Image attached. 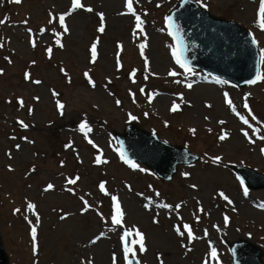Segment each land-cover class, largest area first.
Instances as JSON below:
<instances>
[{
	"label": "rangeland",
	"instance_id": "rangeland-1",
	"mask_svg": "<svg viewBox=\"0 0 264 264\" xmlns=\"http://www.w3.org/2000/svg\"><path fill=\"white\" fill-rule=\"evenodd\" d=\"M104 1L81 0L85 8L93 11L78 9L66 16L69 31L64 33L58 17L70 11L71 0H23L21 5L0 0V20H5L0 24V43L4 45L0 48V69L4 71L0 76V234L11 264H112L113 253L117 264H126L120 236L133 227L145 236L147 252L137 251L136 255L140 264H160L161 259L163 264H203L205 259L216 264L210 259L209 245L217 249L219 264H233L229 243L241 239L264 251V189H248L245 196L244 185L231 169L233 165L247 166L264 174V141L257 139L264 134V127L254 133L231 111L224 97L227 92L239 115L248 119L253 128L261 127L264 83L238 88L227 82L217 83L225 80L194 69V74L170 77L169 71L182 70L171 55L169 46L174 44L167 35L165 17L180 0H139L134 4L145 21L148 37L145 56L149 68L145 70L138 48L143 39L133 35L134 17L120 15L126 11L124 1L115 3L111 11ZM198 4L214 17L246 29L257 41L259 53L264 49V32L257 14L259 0H199ZM49 12L57 17L52 24L48 23ZM97 13L104 14V33L97 31ZM25 19L27 25L23 23ZM41 28L45 29L43 35ZM53 31L60 34L62 48L56 45ZM31 39L36 42L35 48ZM97 40V59L92 63L90 49ZM48 48H52L51 58ZM6 56L11 64L4 59ZM118 58L122 65L119 71ZM134 69L136 83L129 78ZM25 72L30 74L29 80L24 79ZM260 73H264V64ZM177 79L181 83H175ZM32 80L41 83L34 84ZM187 83L193 87L188 89ZM130 91L135 93V103ZM151 94L155 95L149 103ZM245 94H250L247 102L261 125L248 116L243 106ZM18 99L24 101L23 108ZM117 100L121 101L119 106ZM57 101L65 106L63 115ZM173 102L179 105L176 112L170 110ZM208 104L212 107H206ZM129 114L137 119L130 120ZM18 120L29 127L22 128ZM85 121L92 129L87 139L93 140L99 153L79 129ZM130 123L165 142L188 148L199 156V162L181 167L171 182L158 179L142 165L138 166L144 172L125 166L114 133L123 132ZM244 131L255 143L248 142ZM224 133L228 138L220 141ZM25 137L34 143H28ZM69 144L71 147H66ZM97 155L107 163L96 164ZM217 156L221 162L213 163ZM183 173L189 175L185 177ZM77 176L80 179L75 185L67 184V179ZM50 183L53 190L45 192ZM100 183H105L109 196L99 191ZM221 192L232 204L219 196ZM111 195L119 198L125 212L124 229L110 231V220L106 224L101 219L100 214L106 219L111 215ZM81 197L91 205L87 212H83ZM29 202L36 205L34 211L27 209ZM157 204L169 207H156ZM224 216L229 217L227 226ZM154 219L159 223H153ZM185 224L198 237L191 243L186 233L181 237L175 231H183ZM33 226L37 228L35 254L30 235ZM101 233L104 236L92 244ZM130 237L132 241L136 239ZM135 247L138 249V245Z\"/></svg>",
	"mask_w": 264,
	"mask_h": 264
},
{
	"label": "water",
	"instance_id": "water-1",
	"mask_svg": "<svg viewBox=\"0 0 264 264\" xmlns=\"http://www.w3.org/2000/svg\"><path fill=\"white\" fill-rule=\"evenodd\" d=\"M171 16L181 27L190 67L220 76L240 87L255 78L259 72V57L245 29L213 17L191 0L188 4L182 0ZM116 137L120 151L128 159L142 163L166 181L172 180L179 165H189L198 160L187 149L164 143L135 124L129 125L124 134L117 133ZM234 170L249 187L264 188L263 175L243 167H234ZM231 248L234 264H263L261 257L264 253L250 242L241 240ZM0 264H10L1 236Z\"/></svg>",
	"mask_w": 264,
	"mask_h": 264
},
{
	"label": "snow or ice",
	"instance_id": "snow-or-ice-1",
	"mask_svg": "<svg viewBox=\"0 0 264 264\" xmlns=\"http://www.w3.org/2000/svg\"><path fill=\"white\" fill-rule=\"evenodd\" d=\"M9 2L14 4V5H21L23 0H9ZM138 2H139V0H125L124 7H125L126 11L121 12L120 15H131L132 17H134L135 27L133 29V35L137 36V37H142V39H143V42L138 44V48H139V52H140L141 57L144 59L145 70H148L149 61H148V58L145 56V48L147 46V40H148L147 34L144 31V23H145V21L141 18V15L137 14L136 9L134 8V4H136ZM183 2H184V4H188L189 0H183ZM197 2L199 3V0H197ZM201 6L204 7L205 5L201 4ZM157 7H160V5L157 4ZM78 9H84V11H87V12H92L93 11V9L90 8V7L85 8L84 5L81 3V0H71V9H70V11H68L66 13H63V14H60L59 17H58L59 26L63 29L64 33H67L69 31V29H68V27H67V25L65 23L66 16H70L73 12H75ZM97 15L99 17V27H98L97 31L100 32V33H104V31H105V17H104V14L103 13H97ZM145 15H147V13H145ZM49 17H50V19L48 21L49 24H52L57 19V17L54 16L51 12H49ZM258 18H259L260 29H261L262 32H264V0H259ZM4 23H5V20H0V24H4ZM23 23L25 25H27L28 20L25 19L23 21ZM165 26H166V30H167V35L170 36L172 38V40L175 42L174 45H170L169 46L171 48L172 58H173V60L175 62V65L178 66V69L182 70V71H177V70L169 71L168 75L170 77H174L175 78V77L180 76V75H182L184 73L194 74L192 68L189 65L188 58L185 55L187 45H185L184 42H183V36L181 34L180 25L173 18V16L169 15V16L165 17ZM163 30L164 29H162V31ZM28 32H29V35L31 36L32 35L31 29H28ZM39 32H40L41 35H43L44 32H45V29L41 28L39 30ZM53 35L56 37V40H55L56 45H58V46H60L62 48L63 44L61 43L60 34L56 33L55 31H53ZM30 43H31V46L33 48L36 47V42H35L34 39H31ZM252 43L256 44L257 41L255 39H253ZM97 44H98V40L91 45L90 52H91V62L92 63H95V61L97 59ZM3 47H4V45L2 43H0V48H3ZM117 47H118V49L122 50L123 46L118 44ZM47 53L49 55V58H51L52 48H48L47 49ZM4 59L9 64L12 63V60L9 57L6 56V57H4ZM260 62H261V64H264V49H261V51H260ZM32 63L35 64V61H33ZM121 67H122V65H121L120 60L118 58L117 59V70L119 71ZM136 71L137 70L134 69L129 74V78L132 80V83H136V80H135ZM61 72H64L63 68H61ZM3 75H4V71H3V69H0V76H3ZM64 75L67 76V73L64 72ZM84 75H85L86 78H88V83L94 88L95 87V83L88 76V73L86 72ZM152 75H155V74L153 73ZM24 79L25 80H29L30 79V74L25 72ZM144 79L147 80L148 77L145 76ZM31 82L34 83V84H40L41 83V81H39V80H32ZM69 82H70V80H69ZM174 82L177 83V84L181 83V81L178 80V79L175 80ZM216 82L217 83H226V81H220V80H217ZM258 82L264 83V73L257 72L255 78L247 81V83L249 85H255ZM109 83H111V81H109ZM185 87H187L188 89H191L193 87V84L192 83H187L185 85ZM233 87H235V85H233ZM140 92L144 93L145 89L141 88ZM53 95L56 96L58 94L53 92ZM129 95L133 98V103H135V93H132L130 91ZM154 95L155 94L148 95L149 103H151ZM249 95L250 94H245L244 105L243 106H244L245 109L248 110V116L251 117V120L255 121L257 125H261V122L252 113V110L249 107V104L247 102ZM224 97H225V101H226L228 107L231 109V111L234 114L239 116L240 121L244 125H247L248 128H251L254 133L261 132V128L264 127V125H262L261 127L253 128V125L249 123L248 119H246L242 115H239V113L237 112L236 107L233 105L232 100L228 97V93L227 92L224 93ZM35 99L38 100V97L35 98ZM180 99L183 100V96L182 95L180 96ZM17 103L19 104V106L21 108L24 107V101L22 99H18ZM120 103H121V101H119V100L116 101L117 106H119ZM57 107L60 110V114L63 115V109L65 107L64 104H62L59 101H57ZM206 107L211 108L212 105L208 104V105H206ZM178 108H179V105L176 104L175 102H173L170 110L172 112H176L178 110ZM31 112H32V109H29V114L30 115H31ZM145 115H147V113H145ZM129 119L130 120H135L137 118L135 116L129 114ZM205 119H207V117H205ZM17 123L24 129H27L29 127V125L26 124L22 120H18ZM219 123L223 124L225 122L224 121H220ZM165 126H167V125H165ZM79 129H80L81 132L84 133V136H85L86 139L88 137V133H90L92 131L91 127H89V125H88V123L86 121L82 122L79 125ZM191 131L194 133L195 129H191ZM243 135L245 136V138L248 139L249 143H255V140H253L251 137H249L248 131H244ZM227 138H228L227 133H224V134L219 136V140L220 141H224ZM11 139H15V137H11ZM24 139L28 143H34L33 141H28L27 137H25ZM257 139L264 141V134L259 135L257 137ZM87 142L90 145H92L93 148L97 149L98 153L100 152V149L93 142V140L87 139ZM19 147H20L19 145H16L17 150H19ZM66 147H71V144L66 145ZM261 153L264 154V148L261 149ZM8 155H9V158H11L10 153ZM119 155H120L121 160L126 165H128V167H130L132 169H137L140 172H144L145 171V169L139 168V166L134 161H132L131 159H128L123 152H120ZM221 159H222L221 157L217 156V157H215L213 159V163H220ZM95 163L99 165V164H102V163H107V161L106 160H102L101 156L97 155L95 157ZM61 166H63V162H61ZM9 171H12V169L9 168ZM32 171H35V169L33 168ZM182 175L187 177L189 174L188 173H183ZM79 179H80V177L77 176L75 178L67 179L66 182H67L68 185H75ZM237 179H240V178L238 177ZM240 184H241V186L244 185V181L242 179L240 180ZM98 187H99V191L101 193H103L105 196H109V192L107 191V189L105 187V183H100ZM193 187H195V186L193 185ZM53 188H54V186L50 183L44 188V191L47 192V191L53 190ZM66 190L69 191V192H72V194H75V192L71 188H68ZM243 192H244L245 196L248 195L247 187H244ZM156 195L159 196V193H156ZM219 196L222 199L226 200L228 202V204H232V201L224 193H222V192L219 193ZM81 199L83 200V197H81ZM110 199H111V205H112L111 215H110L109 218L106 219V218L103 217L102 214H100L101 215V219L104 220L106 224L110 220V225H111V227L109 229L110 231H115L117 229H124L125 228V223H124V221H125V212H124V210H123V208L121 206L120 200H119V198L116 195H111ZM83 203H84L83 212H87L91 208V205L88 203L87 200H83ZM150 203H151V201H149V203L144 204V208L148 209ZM156 207L167 208L169 206L167 204H157ZM178 207H179V205H177V208ZM261 207H264V205H261ZM35 208H36L35 204L30 203V202L27 203V209L28 210L34 211ZM20 211H21L20 209H15V212H20ZM201 211H203V209H201ZM65 218H66L65 216H61V219H65ZM39 219L40 218L37 215L36 216L37 222L39 221ZM153 223H159V221L154 219ZM228 223H229V217L228 216H224V225L227 226ZM175 231H176L177 235L181 236V237H184L185 233H186L187 234V240H188L189 243H191L192 241H194V240H196L198 238V237H196L194 235L192 228L189 225H187V224L183 225V231L180 228H176ZM30 235H31V240H32L33 253L35 254L37 252V249H38L37 228L36 227L33 226L31 228ZM130 235L135 236L136 239L134 241L130 242L128 240V237ZM205 235H207L206 232H205ZM103 236H104V233H101L99 236H97L95 239H93L91 241V243L92 244L97 243V241L100 240ZM120 240H121V242L123 244V259L126 262V264H140V261L138 259H136L137 251H139L140 253L147 252V247H146V244H145V236H144V234L142 232H140L138 229H135L133 227L132 229L124 230L122 235L120 236ZM135 245H138V249L135 247ZM183 246H185V245H182V247ZM209 246L211 248L210 259L212 261H215L216 264H219L217 249L215 247H212L211 245H209ZM188 251H191V249H188ZM111 259H112V264H117V257H116L115 253H113ZM158 259H160V258L158 257ZM81 264H85V262L82 261ZM87 264H92V262L88 261ZM160 264H163V260L162 259L160 260ZM203 264H209V260L205 259L203 261Z\"/></svg>",
	"mask_w": 264,
	"mask_h": 264
},
{
	"label": "bare ground",
	"instance_id": "bare-ground-1",
	"mask_svg": "<svg viewBox=\"0 0 264 264\" xmlns=\"http://www.w3.org/2000/svg\"><path fill=\"white\" fill-rule=\"evenodd\" d=\"M122 2V1H124V3H125V0H105L104 2H106L108 5V7H107V9H110L109 11H111L112 10V7H113V5L115 4V3H117V2ZM257 14H258V10H257ZM111 29V28H110ZM207 83V82H206ZM209 83V82H208ZM213 83V82H212ZM214 84V83H213Z\"/></svg>",
	"mask_w": 264,
	"mask_h": 264
}]
</instances>
